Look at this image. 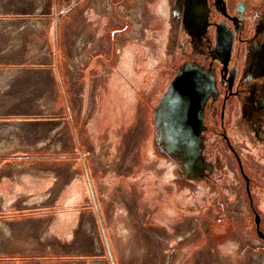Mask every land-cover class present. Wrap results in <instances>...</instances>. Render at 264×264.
I'll use <instances>...</instances> for the list:
<instances>
[{
  "label": "rangeland",
  "instance_id": "obj_1",
  "mask_svg": "<svg viewBox=\"0 0 264 264\" xmlns=\"http://www.w3.org/2000/svg\"><path fill=\"white\" fill-rule=\"evenodd\" d=\"M65 27L101 46L77 75ZM231 41L264 87V0H0V264H264Z\"/></svg>",
  "mask_w": 264,
  "mask_h": 264
},
{
  "label": "crops",
  "instance_id": "obj_2",
  "mask_svg": "<svg viewBox=\"0 0 264 264\" xmlns=\"http://www.w3.org/2000/svg\"><path fill=\"white\" fill-rule=\"evenodd\" d=\"M45 27V26H44ZM41 26H38V28H44ZM68 28L63 29V39L66 43V39L68 38V45L72 41V34L68 31ZM43 35V32L41 33V36ZM63 42V43H64ZM231 46L229 48V52L227 51L230 65L233 63L232 68L230 69L231 79H229V92L225 95H223L224 99L222 100V108L220 115L221 117H225V114L228 113L231 126H234L235 128L232 130L236 134V138L238 140H245L250 141L251 143L256 144L257 142H263L264 141V87L261 86L258 89L254 88H237L233 84L235 83L236 76V68L238 67V52L237 48L235 47L238 42L231 41ZM60 75L59 71L54 68V76L58 78ZM233 79V82L231 83V80ZM59 80V78H58ZM240 80V79H239ZM237 83V82H236ZM228 96L230 98L231 103L228 104ZM247 125V130L244 131L245 134L241 133V126ZM235 141V140H234ZM249 142V144H250ZM254 155L256 154L254 150L251 151ZM237 157V163L240 168V172L244 173V169L242 166V161L240 159L239 154L236 153ZM264 162V160L260 161ZM249 182L250 178L247 177L245 174H243Z\"/></svg>",
  "mask_w": 264,
  "mask_h": 264
},
{
  "label": "built area",
  "instance_id": "obj_3",
  "mask_svg": "<svg viewBox=\"0 0 264 264\" xmlns=\"http://www.w3.org/2000/svg\"><path fill=\"white\" fill-rule=\"evenodd\" d=\"M95 39L93 35H88L84 31H81L79 35L74 38L73 43L70 44V50L68 52V67L71 75H77V67L83 65L84 62L88 61L95 49H100L101 46L98 44V47L95 44Z\"/></svg>",
  "mask_w": 264,
  "mask_h": 264
},
{
  "label": "bare ground",
  "instance_id": "obj_4",
  "mask_svg": "<svg viewBox=\"0 0 264 264\" xmlns=\"http://www.w3.org/2000/svg\"><path fill=\"white\" fill-rule=\"evenodd\" d=\"M3 146H4V145H3ZM6 146H7V144H6ZM3 148H4V147H3ZM3 230H5V229H3ZM9 230H10V229H9ZM9 230H8V231H9ZM8 231H7V232H8ZM5 233H6V231H5ZM9 234H10V233H9Z\"/></svg>",
  "mask_w": 264,
  "mask_h": 264
},
{
  "label": "flooded vegetation",
  "instance_id": "obj_5",
  "mask_svg": "<svg viewBox=\"0 0 264 264\" xmlns=\"http://www.w3.org/2000/svg\"><path fill=\"white\" fill-rule=\"evenodd\" d=\"M226 138H227V135H226Z\"/></svg>",
  "mask_w": 264,
  "mask_h": 264
}]
</instances>
